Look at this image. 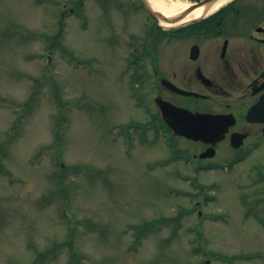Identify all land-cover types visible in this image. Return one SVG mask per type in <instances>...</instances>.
<instances>
[{"label": "rangeland", "instance_id": "374dc122", "mask_svg": "<svg viewBox=\"0 0 264 264\" xmlns=\"http://www.w3.org/2000/svg\"><path fill=\"white\" fill-rule=\"evenodd\" d=\"M76 4L0 0V264H264L251 161L197 171V142L134 125L128 32L147 17Z\"/></svg>", "mask_w": 264, "mask_h": 264}, {"label": "flooded vegetation", "instance_id": "af4514ba", "mask_svg": "<svg viewBox=\"0 0 264 264\" xmlns=\"http://www.w3.org/2000/svg\"><path fill=\"white\" fill-rule=\"evenodd\" d=\"M76 1L78 7L63 12L80 15L92 1L102 14L146 16L150 26L145 33L128 32L136 52L124 68L131 92L153 97L148 104L154 112L159 113L155 97H162L194 112L221 115L226 126L221 139L190 140L200 147L192 153L194 163L218 170L235 159L251 161L254 183H264V170L261 175L256 170V165L264 168V0H233L186 28L184 37L161 27L147 12L145 0ZM206 151L211 154L202 157Z\"/></svg>", "mask_w": 264, "mask_h": 264}, {"label": "water", "instance_id": "95a60500", "mask_svg": "<svg viewBox=\"0 0 264 264\" xmlns=\"http://www.w3.org/2000/svg\"><path fill=\"white\" fill-rule=\"evenodd\" d=\"M215 1L217 0H201V2L187 8L181 15L174 17V19L182 18L197 6H205L206 12L211 3ZM150 11L159 19L162 16V13L154 11L152 8H150ZM157 102L162 118L174 129L176 135L181 134L194 139H213V141L222 137L224 127L219 124L218 117L204 113H193L186 108L177 107L162 99H157Z\"/></svg>", "mask_w": 264, "mask_h": 264}, {"label": "bare ground", "instance_id": "6f19581e", "mask_svg": "<svg viewBox=\"0 0 264 264\" xmlns=\"http://www.w3.org/2000/svg\"><path fill=\"white\" fill-rule=\"evenodd\" d=\"M151 6L161 12L163 15L160 16L161 24L164 26H171V25H177V24H184L186 22L192 21L193 19L201 17V14L205 12V6H197L194 7L191 11H189L184 17L174 19V17H177L181 15V13L189 8L192 5V1H185L180 2L179 6H176L174 2H170L169 0H149ZM230 0H218L217 2H214V4L209 9V12H213L214 10L218 9L219 7L223 6ZM174 8V9H173ZM165 17V18H164Z\"/></svg>", "mask_w": 264, "mask_h": 264}]
</instances>
